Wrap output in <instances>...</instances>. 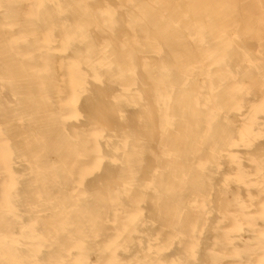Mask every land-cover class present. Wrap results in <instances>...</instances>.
<instances>
[{
    "label": "bare ground",
    "instance_id": "obj_1",
    "mask_svg": "<svg viewBox=\"0 0 264 264\" xmlns=\"http://www.w3.org/2000/svg\"><path fill=\"white\" fill-rule=\"evenodd\" d=\"M263 4L0 0V264H264Z\"/></svg>",
    "mask_w": 264,
    "mask_h": 264
},
{
    "label": "rangeland",
    "instance_id": "obj_2",
    "mask_svg": "<svg viewBox=\"0 0 264 264\" xmlns=\"http://www.w3.org/2000/svg\"><path fill=\"white\" fill-rule=\"evenodd\" d=\"M263 6H264V4H263ZM223 259H225V257L223 258ZM201 263H202V261H201ZM200 263V264H201ZM204 263H208V260L207 259H205L204 261H203V263L202 264H204ZM258 264V262H256V261H250V262H245V261H243L242 263H239V264ZM193 264H194V262H193Z\"/></svg>",
    "mask_w": 264,
    "mask_h": 264
}]
</instances>
